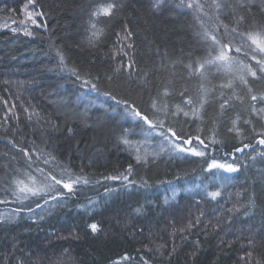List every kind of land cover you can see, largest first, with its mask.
<instances>
[{"label": "trees", "instance_id": "16d2710c", "mask_svg": "<svg viewBox=\"0 0 264 264\" xmlns=\"http://www.w3.org/2000/svg\"><path fill=\"white\" fill-rule=\"evenodd\" d=\"M26 2L0 0V201H7L0 202V264H264V145L258 143L264 121L251 117L255 132L241 122L242 137L228 131L238 113L248 118L244 86L237 82L222 89L219 84L226 78L213 76L206 85L213 91L203 119L180 116L174 124L197 147V135L208 143L214 131L222 143L210 156L224 163L235 160V173L209 171L206 158L170 151L137 163L135 152L118 139L134 122L125 118L122 106L102 95L110 92L146 113L153 100L170 108L181 104L178 93L184 89L198 100L201 80L189 78L184 66L189 56L204 55L194 9L183 0H164L156 9L154 0H119L123 7L113 29L102 43L89 46L87 20L98 0H37L45 15L37 17L39 26L28 22L32 35H25L21 24ZM245 4L264 22V0ZM205 11L211 14L207 5ZM228 11L221 14L225 23H230ZM237 12L249 17L241 8ZM124 24L133 33L125 42L133 49L125 48L129 56L124 62L131 58L135 63L114 74L121 60L114 32L123 35ZM57 49L67 69L60 66ZM239 55L244 58L243 52ZM247 62L255 67V61ZM71 68L99 91L84 87ZM249 85L257 93L264 91V82L249 78ZM166 88L171 95L165 98ZM233 91L245 104L233 101L235 110L221 115L218 94L229 97ZM135 131L131 139L142 142L141 152L159 151L158 137L144 144L141 129ZM242 144H249L243 153L225 155ZM22 148L32 157L31 168ZM129 165L131 183L105 179L127 174ZM61 166L89 183L74 185L72 193L63 190L55 200L49 196L47 204L40 199L41 208L26 201L32 213L2 191L17 175L23 179L25 170L38 177L35 169L43 168L59 179ZM215 191L221 195L213 199L209 194ZM92 223L98 225L96 233L89 228Z\"/></svg>", "mask_w": 264, "mask_h": 264}, {"label": "snow or ice", "instance_id": "6c2138e0", "mask_svg": "<svg viewBox=\"0 0 264 264\" xmlns=\"http://www.w3.org/2000/svg\"><path fill=\"white\" fill-rule=\"evenodd\" d=\"M184 6L190 9H194L197 13L195 19L199 25V43L204 53L202 57H188V63L184 66L187 69L188 76H198L201 80L200 84V96L198 100L194 99L191 95H186L187 89H184L178 95L181 97V104H175L170 108L166 103L159 105V102L153 100L151 103V113H146L134 104L129 103L127 100H118L115 95L110 92L102 93V95L109 97L118 106H122L125 118L130 117L134 122L133 128H123L119 142L123 144L127 149H131L135 152V160L137 163H147L149 155L158 157L160 152L170 151L177 154H190L195 157L206 158L208 170L223 169L229 173H235L239 171V167L235 160L231 163H224L218 161L214 156H210V152L215 151V145L222 142L217 140L215 132L208 137V143H205L204 139H201L197 135L194 139L198 145H193V138H185L184 133H178L175 129V121L180 116L184 118H195L202 120L201 113L203 112L205 105L210 100V93L213 91L211 85L213 76L221 75L226 78V82L219 84L220 88H234L235 83L243 85L246 89L248 96V104L246 111L248 112V118H242L238 113L235 118L231 119V127L229 132H234L237 136H244L245 133L239 126L241 122L244 125L251 126V130L255 132V127L252 125V116L258 117L264 121V91L259 93L255 92L249 85V78H253L257 82H264V22L257 21L255 17L250 13V8L245 4V0H235V3L224 2L221 0H211L208 4L201 3L200 0H183ZM164 3V0H154L152 5L153 9L159 8ZM211 9V14L205 11V7ZM123 7L119 0H98L96 6H94L89 12L87 20L86 42L89 46H97L103 42V39L108 35L109 30L113 29L114 22L116 21L119 10ZM228 9V19L230 23H225L224 19H221V14L224 9ZM237 8H241L249 13V17L237 12ZM203 17L207 18V21ZM44 11L37 4V0H27L23 6V16L25 19L21 20V24L24 25V34L32 35L27 30L28 22L32 25H37V17H43ZM264 15V10H262ZM15 22V21H13ZM39 26V25H37ZM17 29H13L16 31ZM121 32L116 31V41H114L115 52L121 54V60L117 63V66L113 69L114 74H118L122 69H132L135 63L131 58L127 63L124 62V58L129 56V53L125 51V48L133 49L132 43H125L133 35L132 30L128 28L127 24H124ZM243 52L244 58L240 57V53ZM235 53L236 55H233ZM165 55H167L165 53ZM57 57L61 67L67 69L65 63L64 54L57 49ZM114 58V55H113ZM255 61V67L252 63L247 61ZM183 63V61H179ZM173 66L177 63L173 61ZM164 62L161 61L160 68L163 69ZM71 75L75 76L77 80H82L84 87L91 91H99L98 85L92 83L91 80L83 79L75 68L68 69ZM131 76V72L128 73ZM149 75L148 72L143 73V77L146 79ZM113 77L109 76L111 80ZM99 77H97V80ZM171 93L166 88L163 91V96L166 98ZM220 97L219 112L221 115L229 110H235L236 105L233 101L244 106V97L233 91L232 96L225 97L223 92L218 94ZM4 103H7L5 101ZM183 105V106H181ZM259 105V107H258ZM30 118V117H29ZM146 126V127H143ZM141 129L143 136V143L147 144L149 140L155 136L160 139L159 151H153L149 153L147 148L141 152L142 142L131 139L132 136L137 135L135 128ZM68 133H72V128L67 129ZM259 144L264 145V132H261ZM15 144V142H12ZM249 147V144H242V146L235 147L233 152L225 153L226 156H235L236 153H243L245 149ZM21 153L27 158V167H32V157L26 148L20 149ZM50 155V154H49ZM54 159V158H53ZM48 164L49 159L43 161ZM14 172L19 173V169H14ZM127 174L121 173L119 175H113L105 177L108 180H123L129 181V175L132 173V166L129 165L126 170ZM35 172L38 173V177L33 175L30 171L25 170L22 175L23 179L19 178V175L14 177L10 181V185L3 188V192L6 195H11L15 201L21 205H25L26 201H35V206L41 208L39 203L40 199H43L44 203H48V197L55 200L58 196L63 195V190H67L68 193H72L74 185L88 184L89 180L83 175L72 174L69 170L61 166L60 178L53 175L51 171H45L43 168H36ZM213 199L220 196L219 191L211 192L209 194ZM7 202V201H0ZM27 211L32 213L34 210L30 205H25ZM24 208H18L17 213L23 211ZM197 223L199 220L197 219ZM191 227V225H189ZM92 233L99 231L98 225L92 223L89 225ZM249 243H252L249 241ZM250 256L251 253L249 252ZM123 259L127 260L125 256ZM147 264V262H145Z\"/></svg>", "mask_w": 264, "mask_h": 264}, {"label": "rangeland", "instance_id": "374dc122", "mask_svg": "<svg viewBox=\"0 0 264 264\" xmlns=\"http://www.w3.org/2000/svg\"><path fill=\"white\" fill-rule=\"evenodd\" d=\"M219 172H227V171H225V170H223V169H219Z\"/></svg>", "mask_w": 264, "mask_h": 264}]
</instances>
